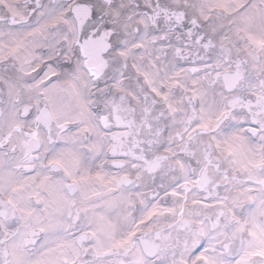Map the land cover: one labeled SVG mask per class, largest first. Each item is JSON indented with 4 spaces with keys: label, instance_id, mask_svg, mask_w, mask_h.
<instances>
[{
    "label": "snow or ice",
    "instance_id": "obj_1",
    "mask_svg": "<svg viewBox=\"0 0 264 264\" xmlns=\"http://www.w3.org/2000/svg\"><path fill=\"white\" fill-rule=\"evenodd\" d=\"M0 264H264V0H0Z\"/></svg>",
    "mask_w": 264,
    "mask_h": 264
}]
</instances>
